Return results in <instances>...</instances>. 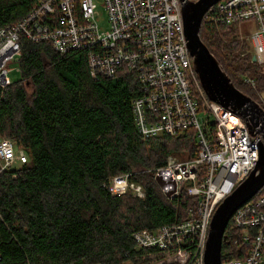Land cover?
Returning <instances> with one entry per match:
<instances>
[{"label":"trees","instance_id":"trees-1","mask_svg":"<svg viewBox=\"0 0 264 264\" xmlns=\"http://www.w3.org/2000/svg\"><path fill=\"white\" fill-rule=\"evenodd\" d=\"M38 1L0 0V27ZM236 32L206 17L200 33L234 85L258 101L264 75ZM18 65L20 78L0 86V138H12L29 160L0 169V264H178L168 251L137 246L134 233L181 222L196 205L184 183L169 197L156 179L170 154L197 155L195 129L143 137L132 106L137 72L123 66L94 78L84 49L60 53L23 39ZM127 173L143 195L130 186L110 191L111 180ZM241 233L231 217L222 260L246 257Z\"/></svg>","mask_w":264,"mask_h":264},{"label":"built area","instance_id":"built-area-1","mask_svg":"<svg viewBox=\"0 0 264 264\" xmlns=\"http://www.w3.org/2000/svg\"><path fill=\"white\" fill-rule=\"evenodd\" d=\"M101 1L107 14L106 31L99 26L95 0H39L17 23L0 27V86L13 82L10 64L18 61L23 39L49 42L60 53L86 50L94 78L114 76L123 66L136 71L140 93L132 106L141 135L181 136L195 129L200 149L195 157L183 161L169 156L156 174L169 197L177 196L184 183L197 198L187 219L139 230L134 233L135 242L139 247L168 251L174 263L204 264L214 212L257 166L263 135L251 134L237 111L206 95L188 49L182 0ZM206 17L215 25L253 22L255 29L247 42L256 62L264 65V0H219ZM239 38L244 41L243 35ZM245 80L256 87L253 78L246 76ZM259 104L264 109V98ZM200 109L212 114L214 121H201ZM28 160L26 151L12 138H0L1 170ZM129 175L115 176L110 191L115 195L126 192ZM135 190L143 195L140 186ZM232 218L248 250L244 259L227 256L222 264H264V186Z\"/></svg>","mask_w":264,"mask_h":264},{"label":"water","instance_id":"water-1","mask_svg":"<svg viewBox=\"0 0 264 264\" xmlns=\"http://www.w3.org/2000/svg\"><path fill=\"white\" fill-rule=\"evenodd\" d=\"M218 1L199 0L192 2L182 0L185 35L188 49L194 60L195 70L210 100L227 108H233L246 120L251 134L261 133L264 138V109L258 101L234 85L201 38L200 32L204 17L209 8ZM253 61H256L255 56ZM263 186L264 142L260 146V158L255 169L220 202L214 212L206 243L204 264H222L223 242L231 217L239 207L252 199Z\"/></svg>","mask_w":264,"mask_h":264},{"label":"rangeland","instance_id":"rangeland-1","mask_svg":"<svg viewBox=\"0 0 264 264\" xmlns=\"http://www.w3.org/2000/svg\"><path fill=\"white\" fill-rule=\"evenodd\" d=\"M95 1L97 3V8H98L97 9L98 10L97 19H98L99 26H100L102 31H106L108 29V20H107V14H106L104 5H103L101 0H95ZM235 27H237V32L236 33L238 34V37L243 35L245 41H248L247 37L251 34V31H253V29H255V27L253 25V22H251V21L244 22L242 25H240V26L238 25V26H235ZM200 35H201V33H200ZM245 38H247V39H245ZM239 40H241V39H239ZM250 49L251 48H249V50ZM238 51H239V47L237 48V51H234V52H238ZM250 53H252L251 50H250ZM260 66L261 67L258 68V70H259L258 72L260 74L264 75V65H260ZM10 68L12 69L11 72L9 73L10 79L12 81L18 80L20 78V71H19L18 61H14L12 64H10ZM28 88H30V87H28ZM257 97H259L258 101H261L262 98H264V92H260V96L257 95ZM198 116H199V119L201 121H209V122H213L214 121V116L212 114L209 115L203 109L199 110ZM2 138H8V137H2ZM187 152L188 151L183 150V151H181L180 154L172 153L169 156L175 158L176 160L183 161V160H186V159L189 158ZM0 166H1V163H0ZM16 166H17V164H16ZM130 187L133 188L134 191H136L135 188L139 187V185H137V184L135 185L134 184V185H130Z\"/></svg>","mask_w":264,"mask_h":264},{"label":"bare ground","instance_id":"bare-ground-1","mask_svg":"<svg viewBox=\"0 0 264 264\" xmlns=\"http://www.w3.org/2000/svg\"><path fill=\"white\" fill-rule=\"evenodd\" d=\"M232 119H233V120L229 122L231 125L234 123V122H233V121H234V118L232 117Z\"/></svg>","mask_w":264,"mask_h":264}]
</instances>
